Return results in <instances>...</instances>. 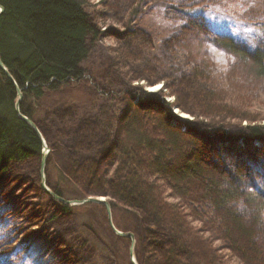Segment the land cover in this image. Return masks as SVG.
I'll list each match as a JSON object with an SVG mask.
<instances>
[{"label":"trees","instance_id":"trees-1","mask_svg":"<svg viewBox=\"0 0 264 264\" xmlns=\"http://www.w3.org/2000/svg\"><path fill=\"white\" fill-rule=\"evenodd\" d=\"M87 2L0 0L4 8L0 58L23 90L22 113L44 136L47 130L34 111L26 108L27 99L45 100L51 114L61 113L58 129L68 142L66 159L56 179L47 171L49 188L67 200L106 196L113 212L125 210L138 218L129 231L137 239L139 264H227L213 249L214 242L223 244L242 264H264V160L256 158V143L264 142V127L239 130L231 126L229 130L221 125L209 131L212 128L203 122L178 119L164 101L160 109L149 106L148 102L157 105L159 95L141 88L132 93L128 90L131 99L123 108L111 99L103 100V87L82 81L88 71L101 77L100 66H86L92 51L89 46L103 34L90 22ZM197 4L162 6L171 13L167 18L162 11L165 34H155V56L173 66L172 50L160 46L174 35L177 24L184 41L187 34L207 37L239 62L252 64L251 79L263 80L264 31L259 42L246 44L218 33V38H211L209 26L199 22ZM138 16L136 9L132 17ZM131 40L130 48L137 42ZM188 46L183 48L188 51ZM185 57L188 62L183 65L191 73L182 82L183 90L175 88L177 105L186 112L199 110L208 115L215 108L216 95L207 89L212 81L189 54ZM184 89L193 94L201 89L199 98L204 104L187 101ZM16 98L12 81L0 69V183L13 167L41 158L37 133L15 113ZM227 117L236 118V113ZM179 123L187 129H181ZM207 132L214 135V145L203 139ZM46 139L53 143L48 135ZM74 150L77 155L72 156ZM53 153L48 169L57 164L52 162ZM36 178L39 183V167ZM167 191L174 202L169 203ZM54 202L64 212L72 210ZM141 252L147 256L145 261L139 257Z\"/></svg>","mask_w":264,"mask_h":264},{"label":"rangeland","instance_id":"rangeland-1","mask_svg":"<svg viewBox=\"0 0 264 264\" xmlns=\"http://www.w3.org/2000/svg\"><path fill=\"white\" fill-rule=\"evenodd\" d=\"M188 2L198 3L197 17L199 22L202 20L209 26L211 38L218 33L243 44L259 42L263 38L264 0H88L85 11L92 25L103 34L89 46L92 51L86 66H100L101 77L88 71L82 81L94 88L96 85L104 88L103 100L111 99L112 104L123 105L121 108L131 99L128 93L138 92L137 88L156 93L159 95L157 105L148 102L149 106L160 109L164 101L178 119L203 122L212 128L209 131H216L221 125L229 130L231 126L239 130L254 125L264 127V79L257 81L248 76L252 64L239 62L215 47L207 37L187 34L188 38L184 41L177 24H174V35L161 42L160 46L161 49L172 50L173 66L155 56L154 37L165 34L163 16L168 18L171 13L169 10L164 12L162 6L165 3L177 6ZM136 9L139 16L133 19L132 13ZM131 37L137 42L130 48L128 43H133ZM185 46H188V51L183 48ZM187 54L212 81L207 89L216 95L215 108L210 110V114L205 111L208 115L199 110L195 114L186 112L177 105L179 95L175 88L183 90L182 82L191 73V69L183 65L188 62ZM155 85L158 91L152 92L150 87ZM200 91L194 94L185 91V94L188 93L187 101L204 104L199 98ZM185 94H182V99ZM26 108L34 111V117L41 121L53 142L48 144L47 135H43L51 150L49 157L54 148L52 162L53 159L57 161L55 169L46 167V174L50 171V178L53 176L56 179L63 166L61 162L66 159L68 145L62 130L58 129L61 113L57 116L51 114L45 100L32 98L27 99ZM70 111L73 112L72 109ZM231 113H236V118L227 117ZM179 124L181 129H187ZM213 136L207 132L202 137L208 144L214 145ZM257 145L256 158L264 160V142H257ZM74 152L72 156L77 155V151ZM31 162L13 167L0 183V264H131L130 239L128 241L112 233L105 207L88 204L72 207L68 212L62 211L42 189L41 181H37L36 171L40 162ZM169 195L167 191L169 203L174 202ZM87 197L105 198L110 202L106 196L89 195L71 200ZM113 213H117L113 219L120 230L133 233L129 230L135 227L138 218L125 210ZM194 225L199 227L198 223ZM213 249L227 264H242L220 242H214ZM139 257L144 261L147 258L142 252Z\"/></svg>","mask_w":264,"mask_h":264},{"label":"water","instance_id":"water-1","mask_svg":"<svg viewBox=\"0 0 264 264\" xmlns=\"http://www.w3.org/2000/svg\"><path fill=\"white\" fill-rule=\"evenodd\" d=\"M4 13V8L0 5V16ZM0 69L5 73V75L8 77L10 81H12L16 93L17 98L15 101V113L17 114L18 118L27 123L38 135L41 145H42V156L40 161V181H41V187L42 189L56 202L61 203L65 206H71V207H77V206H83L88 204H96V205H102L106 209L108 223L115 235L122 238L130 239V247H129V257L131 264H139L137 261L135 249L137 240L133 233L131 232H123L116 228L114 221H113V215H112V207L110 202L106 201L105 198H98V197H87L81 200H67L65 198H62L58 196L52 189H50L47 185V176H46V167H47V160L50 155V148L46 142V139L44 138L43 134L37 127V125L26 115H24L21 111V103L24 99L23 90L18 85V83L15 81L14 77L11 75L9 69L6 67V65L3 63V61L0 58Z\"/></svg>","mask_w":264,"mask_h":264},{"label":"bare ground","instance_id":"bare-ground-1","mask_svg":"<svg viewBox=\"0 0 264 264\" xmlns=\"http://www.w3.org/2000/svg\"><path fill=\"white\" fill-rule=\"evenodd\" d=\"M214 38H218L217 36H215ZM150 89H151V91L153 92H157L158 91V86H153V87H150ZM148 93H150V92H148ZM134 102L137 104L138 102H139V96H138V98L137 99H135L134 100ZM41 156H42V152H41ZM40 161H41V158H40Z\"/></svg>","mask_w":264,"mask_h":264}]
</instances>
